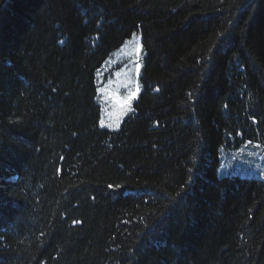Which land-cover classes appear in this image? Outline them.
<instances>
[{
  "label": "trees",
  "instance_id": "1",
  "mask_svg": "<svg viewBox=\"0 0 264 264\" xmlns=\"http://www.w3.org/2000/svg\"><path fill=\"white\" fill-rule=\"evenodd\" d=\"M141 91L101 125L104 61ZM264 0H0V264H264ZM75 222V223H74Z\"/></svg>",
  "mask_w": 264,
  "mask_h": 264
},
{
  "label": "rangeland",
  "instance_id": "2",
  "mask_svg": "<svg viewBox=\"0 0 264 264\" xmlns=\"http://www.w3.org/2000/svg\"><path fill=\"white\" fill-rule=\"evenodd\" d=\"M104 83L100 86L103 112L101 125L117 129L130 112L132 102L141 91L140 75L143 65V46L140 33L127 41L103 63ZM223 169H234L248 176H264V145L243 144L230 150L222 164Z\"/></svg>",
  "mask_w": 264,
  "mask_h": 264
},
{
  "label": "snow or ice",
  "instance_id": "3",
  "mask_svg": "<svg viewBox=\"0 0 264 264\" xmlns=\"http://www.w3.org/2000/svg\"><path fill=\"white\" fill-rule=\"evenodd\" d=\"M75 223V222H74Z\"/></svg>",
  "mask_w": 264,
  "mask_h": 264
}]
</instances>
